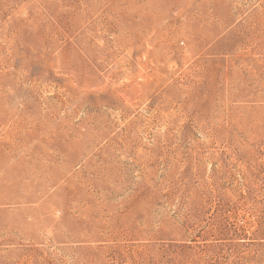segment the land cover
<instances>
[{"label":"rangeland","instance_id":"374dc122","mask_svg":"<svg viewBox=\"0 0 264 264\" xmlns=\"http://www.w3.org/2000/svg\"><path fill=\"white\" fill-rule=\"evenodd\" d=\"M0 264H264V0H0Z\"/></svg>","mask_w":264,"mask_h":264},{"label":"bare ground","instance_id":"6f19581e","mask_svg":"<svg viewBox=\"0 0 264 264\" xmlns=\"http://www.w3.org/2000/svg\"><path fill=\"white\" fill-rule=\"evenodd\" d=\"M30 199V198H29ZM33 199V198H32ZM27 200V199H26ZM33 200H35V199H33ZM23 201V200H22ZM28 201V200H27ZM32 201V200H31ZM21 202V201H20ZM34 202V201H33ZM22 203V202H21ZM26 203V202H25Z\"/></svg>","mask_w":264,"mask_h":264}]
</instances>
